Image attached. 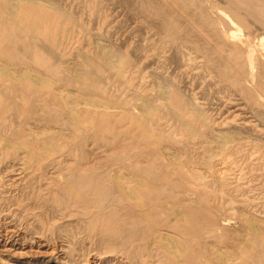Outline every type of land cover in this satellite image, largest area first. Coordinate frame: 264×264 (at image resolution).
<instances>
[{
	"label": "rangeland",
	"instance_id": "374dc122",
	"mask_svg": "<svg viewBox=\"0 0 264 264\" xmlns=\"http://www.w3.org/2000/svg\"><path fill=\"white\" fill-rule=\"evenodd\" d=\"M2 1L0 0V14L6 18L8 12L4 7L9 3L5 6V3ZM4 1L15 2L19 7L20 1L24 2L25 0ZM35 1L43 5V9L46 8V15L43 21L49 22L52 19L55 20L54 16H56V19L59 20V24L61 25V29L59 30L57 27V29L55 28L53 31L46 32L44 35L41 34L38 38V41L43 45V58L42 60L39 59L40 62L36 61L33 55L30 54H8V57L7 53L3 54L0 52L3 54H0L1 63L7 62L6 60L10 58L12 59L4 63L6 68H3L0 63V84H7L8 81L5 77L9 73H14L15 70L25 69L28 71L26 74L32 76L30 77L32 85L35 84L36 86L34 87H37L36 89L39 92V97L27 104L25 109L28 111L29 116L25 117L19 111L20 105L17 103L21 99L18 94L13 90H10L9 93L7 90V95L6 90H1V94H4V97L0 95L2 99H0V102L3 104H0L2 105V108L0 106V111H2L0 112V116L6 121H2L0 118V140H3L2 143L0 142V264H162V260L152 254L144 255L140 261H132L131 258L126 256V252L117 244L109 241L108 243H104L102 239L99 241V237L97 238V236L94 237L87 233L88 230L85 226L88 220L85 219H88V217L76 211L74 213L71 211H59L58 213V209L49 207L48 204L51 198L50 196L55 191L56 193L61 191L62 183L67 179L71 170L75 169L80 161H83V157L84 160L94 159L93 161H97V165L102 169L106 168V166H121L125 172H129L131 167L128 162L134 160L136 157L144 158L146 154L147 156L150 154H153V156L156 155V157L158 156V165L166 166L164 168L171 170L174 180H179L183 174L188 175L192 179L189 176L192 174L200 176V185L196 183L198 186H202V181L205 185H208L207 188L211 189V193L206 198L209 201V206L213 208V215H220V218L229 219L224 220L227 224L221 223L219 225L218 234L229 233L227 236V240L229 241L231 235L237 233V238L240 239L239 249L238 247H231L232 245L229 242L220 246L224 252L227 250L230 252L232 251L230 249H233L232 252L237 251L238 254H242L243 248L247 247L249 248L247 251L248 257L252 254V259L255 257V254L260 255L263 253V259L261 260H264L263 30L257 28L259 38L256 35L252 36V42L250 41L248 44L241 41L245 37V31L237 30L241 34L238 35L242 36L241 39H238L239 42L236 39V43L238 42L237 46L240 43L243 44V46H238L240 47L239 50L242 46V52L240 54L243 55L241 56L242 58L239 57V61L244 62L246 60L245 63L240 64L239 61H235L234 59L231 61L229 59L230 55L237 50L233 48L235 40H230L231 43L234 42L232 45L230 41H225L226 43L224 42V45H226V48L225 46H219V42L222 39L216 35H211V43L206 38L208 36V27L204 28V34L200 33L199 35L191 36L192 38H187L188 41L182 46V49H177L176 45L167 38L165 29L162 26L163 24H161V20L165 14L162 3L159 4L160 6H156L159 8L161 15L154 17L152 21L142 16L140 11L142 4L140 0H91L93 3L90 0ZM199 1L203 4H208L206 3L208 2L207 0ZM213 1L215 2V0ZM219 1L222 3L217 2L215 5L220 6L216 7L217 10L214 8L215 12L213 10L212 14L209 15L211 18L213 17L211 15H215V18L213 17L214 19L218 18L220 21L218 24L220 26L219 29L221 28L224 31L223 29L227 25L223 20H228V16L231 17V12L224 7L223 0ZM157 2H154V5ZM88 3L90 4L89 6ZM142 3L144 4L145 10H149V4L146 1ZM189 6L200 13L201 9L199 7L191 4ZM166 7L169 12V7ZM3 10L4 12H2ZM224 10L227 11L225 12ZM56 12L57 15H55ZM218 12L222 15H218ZM59 14L61 15V19ZM68 20L69 22H67ZM66 22L67 24H65ZM178 24L180 26L186 25L183 18L178 19ZM235 25H233V29L236 28L234 27ZM255 27L257 26L254 25L253 29L256 30ZM52 32L56 33V35L54 33L55 38L58 35L56 39L52 38ZM62 34H64V37ZM193 44H196L195 46L198 48L194 47ZM215 44L220 50L216 49ZM149 50L151 52L148 58L147 54ZM104 51H108L107 56L115 62L114 67H107V64H105ZM211 51H213V55H211ZM216 51L221 52L218 54ZM191 53H193L192 56L190 55ZM206 53L207 55L205 56ZM194 55V59H198L199 56L200 59L194 60ZM213 56L215 58L217 57V60H213ZM143 57L145 58L144 61H142L144 59ZM246 57L254 60L248 61ZM90 58L101 61V65H96V63L90 65ZM206 58H211L210 62H212V65L213 62L214 64L217 62V64L213 65L215 67L210 66L211 63L208 59L206 61ZM43 60L47 65L43 64ZM46 60H48L49 64ZM203 61L207 63L204 64ZM227 62L232 63L230 67V64ZM218 64L220 66L217 67ZM243 65L247 67V70ZM182 66H185V68ZM232 66H235L234 69ZM32 67L35 69H32ZM221 67L228 68H225V70L222 69L221 71ZM231 70L233 72H230ZM253 70L256 75L253 73ZM253 76H256V81H254ZM90 82L94 84H90ZM52 89L53 92L51 91ZM136 89L141 90L138 93V91H135ZM64 92H66L65 95ZM168 92L173 94H168ZM175 93L178 95L181 94V100L185 104L179 114L175 112V107L173 108L169 97L168 100H164L163 102V99H166V95L173 96ZM67 94L68 96L70 95V99ZM133 95H136V97ZM97 99L101 100L97 101ZM101 101L105 103H101ZM106 102L109 106L106 105ZM5 103L8 105L6 106ZM67 105L76 106L77 110L74 112L81 119L79 124L76 123L79 119H75L78 120L75 122L72 117H76V115L66 114ZM170 105H172L171 108ZM189 105L191 109H189ZM44 106L48 109L43 110L42 107ZM166 106L168 107L166 108ZM86 107L90 108V112L86 109L82 110V108ZM112 108H115V111ZM101 109L104 112L108 111L110 113L105 124L111 125V127L103 130L104 132L99 130V118L95 120L102 112L100 111ZM4 110L5 112H3ZM7 110H11V113H9L10 116L6 114L8 113ZM113 111L115 113H112ZM4 113L5 115L3 116ZM12 113L14 115L16 114V119H14L15 117H13L14 115ZM176 114L177 116H175ZM21 115L24 118L21 117L20 119L19 117ZM149 116H152V119L148 118ZM178 116L185 120L182 119L181 121V118L178 119ZM7 118H9L8 121ZM82 120L85 121L82 122ZM132 122H134V125ZM10 124L12 128L9 127ZM16 124L22 130L15 126ZM184 125H188L190 128ZM145 127L149 130V136H147L148 130ZM116 130H119L118 133L115 132ZM144 131L146 132V136ZM22 132L27 136L22 135ZM127 132L128 134H126ZM6 133L7 135H5ZM14 133H16V136ZM114 134H120L122 137H115ZM218 134L222 136L220 137L222 139H219ZM98 135L102 136L99 137ZM224 135L225 137H223ZM20 136L22 139H20ZM109 139L121 140L126 148L112 147ZM50 140L54 141L51 142ZM58 141L65 145L58 144ZM199 141L200 143H198ZM38 142L42 145H39ZM54 143L55 146L53 148ZM136 144L138 145L135 146ZM197 144L200 145L198 146ZM206 145L209 149L206 148ZM211 147L213 149L212 151ZM5 151L7 152L5 153ZM50 151L52 155L49 154ZM42 153H48L49 156L48 154L46 156ZM5 154L7 156H4ZM210 154L212 156L211 158ZM204 157L205 159H203ZM167 159H170L171 162ZM207 159L211 165L206 164L208 163ZM117 160L119 161L117 162ZM71 164L74 168H70ZM203 176L207 178L203 179ZM212 190H214V194ZM191 198L193 200L192 203H201L197 195L191 194ZM77 214H81L82 217ZM241 219L245 220L242 221ZM232 242L233 240H230L231 244ZM228 251L226 252L227 256H230L231 252L229 253ZM207 263L205 262L203 264Z\"/></svg>",
	"mask_w": 264,
	"mask_h": 264
},
{
	"label": "bare ground",
	"instance_id": "6f19581e",
	"mask_svg": "<svg viewBox=\"0 0 264 264\" xmlns=\"http://www.w3.org/2000/svg\"><path fill=\"white\" fill-rule=\"evenodd\" d=\"M140 1H141V4H142L141 8H140L142 16L144 18H146L148 20H152V21H153L154 17H156V16L158 17V16L161 15L159 8H157L156 6H160L159 4H161V3L163 4L164 9H165V14L163 16V19L161 20L162 21L161 24H163L162 26L164 27L163 29H165V34L167 35V38L171 42H173L176 45V48L179 49V50L182 49V46L186 43V41H188L187 38H189V37H191L193 35L194 36L197 35V34L199 35L200 33L204 34L205 33V31H204L205 29L204 28L208 27V36L206 38L211 43H212L211 35L212 36L216 35L220 39H222L221 42H219V46L221 45V46H225L226 47V45H224L225 41L228 42L230 40H232V41L235 40V43L234 42L231 43V41H230V43H231V45L234 43L235 45L233 44V48H235L237 50L234 51L232 53V55H230V58H229V55H228V58L231 61H232V59H234L235 61H239V59H240L239 57L243 56V55L240 54V52H242L241 49H242L243 44H241V43L238 44V46L242 45L241 49L239 50L240 47L237 46V43L239 42L238 39H241L242 36L238 35L240 33H238L237 30H239V31H241V30L243 31L244 30L245 31V37L241 39V41L242 42L244 41L245 44L250 43V41L252 42V38H253L252 36H254V35L258 36V38H259V35L257 33V28L259 30L262 29L263 32H264V0H223V2L225 4L224 7L226 9H228L229 12H231V15H230L231 17H229L227 15L228 16V20H226V19L223 20V21L226 22V25H227V27L225 26L226 28L223 25V27H224L223 30L224 31H222L221 28L219 29L220 26L218 24H219L220 21L218 20V18L214 19L215 15H211V16L214 17V18L212 17L213 18L212 19L210 17V15H209V14H212V11L214 10V8L217 10L216 7L220 6L219 4H218L219 6H216L215 3H217V2L222 3L219 0H215V2L213 0H210V1L207 0L208 2H206V3H208V4H203L199 0H140ZM144 1H146L149 4V6H150L149 10H145L144 4L142 3ZM156 1H158V2H157L156 5H154V2H156ZM2 2L5 3V6H6V4H8V3L9 4L6 6L7 8L4 7L5 10L8 12V16L5 18V17H3L0 14V52H2L3 54L7 53L8 57H9L8 54L17 55V54H20V53H26V54L33 55V57L36 59V61L40 62V60H42V58H43V54H42L43 45L38 41L39 40L38 38L40 37L41 34L44 35V34H46V32L53 31V30H55V28L57 29V27L60 30L61 29V25L59 24V20L56 19V16H54L55 20L52 19V21H49V22L43 21V18L46 15V10H45L46 8L43 9V5H41L40 3H38L35 0H25L24 2L20 1L19 7L17 6V4L15 2L14 3H11V2H8V1L5 2L4 0ZM90 2H91V0H90ZM209 2H211V3L209 4ZM212 2H214V3H212ZM17 3H18V1H17ZM89 3H88V6L90 5ZM91 3H93V1ZM189 4H191L193 6H196V7H199L201 9V10L199 9L200 13H198L196 10L192 9L189 6ZM166 6L169 7V9H170L169 12H168V9H167ZM171 9H173V11H171ZM90 10L92 11V9H90ZM2 12H4V10ZM62 12H61V14H62ZM213 12H215V10ZM229 12H227V13H229ZM220 14L221 13L218 12V15H220ZM55 15H57V12H56ZM59 16H60V19H61V15L60 14H59ZM180 18L184 19V21L186 23L185 26L184 25L180 26L178 24V19H180ZM208 19H210V20H208ZM223 21H221V22L224 23ZM67 22H69V20ZM67 22L65 24H67ZM209 25L211 26V28H210ZM233 25H235L234 27H236V28L233 29ZM254 25L257 26V27H255L256 30L253 29ZM184 27H185V29H184ZM260 32H262V31H260ZM260 32H259V34H260ZM54 33L55 32L51 33V34H53V37H52L53 39L55 38V35H56L57 31H56L55 35H54ZM63 33H64V30H63ZM242 33H244V32H242ZM62 35L64 37V34H62ZM69 35H70V33H69ZM57 37H58V35H57ZM196 39H197V37H196ZM223 39H225V40H223ZM236 39L238 40L237 43H236V41H237ZM255 39L256 38L254 37V40ZM193 45H194V47H197V46H195L196 44H193ZM215 47H216V49L220 50V48L218 46H216V44H215ZM244 48L246 49V47H244ZM213 50H214V47H213ZM254 50H255V48H254ZM154 51H152V52H154ZM187 51H188V49H187ZM150 52H151L150 50H149V53L147 52L148 53L147 54L148 58L150 57L149 56ZM212 52L213 51H211L210 53H212ZM219 52H221V51H219ZM219 52L216 51V53H218V54H219ZM248 52H249V56H250V50ZM2 53H0V54H2ZM177 54H178V52H177ZM192 54L193 53H191L190 55L192 56ZM107 55H108V51H106L104 53V58H105L104 62H105V64H107V67H109V66L110 67L111 66L114 67L115 62L110 57H108ZM187 55H188V53H187ZM190 55H189V58L191 60ZM206 55H207V53L205 54V56ZM211 55H213V53ZM246 55H248V54H246ZM183 56H184V54H183ZM185 56H186V54H185ZM194 57H195V55L193 56V59H194ZM199 57H198V59H200ZM247 57H246V59L248 61L249 60H251V61L254 60L252 58L248 59ZM208 58H209V56H208ZM208 58H206V61H207ZM216 58L214 57L213 60L216 59ZM195 59H197V58H195ZM210 59H208L209 62L211 61ZM10 60H12V59L10 58V59H8L6 61L9 62ZM144 60H145V58L142 61H144ZM46 61L48 63V60H46ZM245 61L244 62H240L239 61V62H240V64H242V63H245ZM7 62H4V63H7ZM141 62H140V64H141ZM4 63L2 62L1 65H2L3 68H6V65ZM45 63L46 62L44 61L43 64L47 65ZM94 63H96V65H101V61L94 60V59L90 58L89 59V64L92 65ZM203 63H204V61H203ZM206 63H204V64H206ZM210 63H211L210 66H213V65L217 64V62L215 64L213 62V65H212V62H210ZM254 63L256 64L255 61H254ZM36 64L38 65V63H36ZM142 64H143V62H142ZM190 64H188V65L190 66ZM228 64H230L229 65V67H230L232 63L230 62ZM44 65H43V68H44ZM254 65H252V66H254ZM32 66H33V64H32ZM218 66H220V65L218 64L217 67ZM243 66H245V65H243ZM45 67H47V66H45ZM113 67H112V69H113ZM182 67L185 68V66H182ZM186 67H187V64H186ZM195 67H196V65H195ZM213 67H215V66H213ZM234 67H233V69H234ZM225 68H228V67H225ZM225 68L221 67V71H222V69L225 70ZM246 68L247 67L245 66V69ZM32 69H35V68L32 67ZM256 69H255V72H256ZM239 70H237V71H239ZM248 70H251V69H248ZM26 72H28V71L25 70V69H21L19 71L15 70L14 73H9L5 77L6 80L8 81L7 84H5V85H1L0 84V95H2L1 94V90H4V91L6 90V93H7V90H8V92L10 90H13L14 92H16L18 94V96L20 97V99H21V100H19L20 102L17 103V104L20 105L19 106V111L21 112V114H23V116L28 117L29 113H28V111L25 108H26L28 103H30L31 101H33V100H35V99H37L39 97V92L36 89L37 87H34L36 85L35 84L32 85V81L30 80L31 79L30 77H32V76H28V74H26ZM230 72H233V71L231 70ZM255 72L253 70L254 74H255ZM139 73H141V72H139ZM225 74H226V72H225ZM230 74H229V76H230ZM5 75H6V73H5ZM238 75H239V73H238ZM239 76H241V75H239ZM255 77H254V79H255ZM263 77L264 76H262V79H263ZM233 78H230V79H233ZM236 78H238V77H236ZM142 79H143V77H142ZM251 79H253V78H251ZM258 79H259V77H258ZM3 80H4V78H3ZM237 80H239V79H237ZM254 81H256V79ZM93 82H90V84L93 83ZM231 82H233V81H231ZM96 83H98V82H96ZM171 83H170V85H171ZM234 83H235V79H234ZM236 83H237V81H236ZM241 83H243V82H241ZM262 83H263V81H262ZM255 85H257V84L255 83ZM263 86H264V84H263ZM38 87H40V86H38ZM259 87H262V86H259ZM139 90H141V89H139ZM139 90L136 89L135 91H138V93H139ZM174 90H176V89H174ZM254 90H255V88H254ZM51 91L53 92V89ZM171 91H173V90H171ZM256 91H257V89H256ZM173 92H176V91H173ZM177 92L179 93V91H177ZM65 93L66 92H64V95H65ZM130 93H131V91H130ZM169 93L170 92H168V94ZM59 94H60V92H59ZM135 94L137 95V93H135ZM7 95H8V93H7ZM136 95L135 96L133 95V96L136 97ZM180 95H178L176 93L173 96L166 95L165 96L166 99H163V102H164V100H168V97H169V99L171 100V103L173 105V108L175 107V112H177L178 114L181 113V111L183 110V107L185 105L184 102H182ZM67 96H68V94H67ZM69 96H68V98L70 99ZM140 97H141V95H140ZM150 97H152V96H150ZM0 99H1V96H0ZM161 99H162V97H161ZM99 100H101V99H99ZM99 100L97 99V101H99ZM16 102H17V100H16ZM6 103H8V102H6ZM101 103H105V102L101 101ZM0 104H2V103L0 102ZM144 104H146V103H144ZM2 105H0L1 108H2ZM7 105L8 104H6V106ZM106 105H107V102H106ZM167 105H169V104H167ZM172 105H170V108H171ZM187 105H188V103H187ZM67 106H66V114L67 115H71V114L76 115L77 118L74 117V116H72V117H73L75 122L78 121V120H75V119H79V121L76 122V123L79 124L81 119L78 118L77 114L74 112L75 110H77L76 106H74V105H73L74 107L70 106V105L68 107ZM79 106H80V104H79ZM86 106H87V104H86ZM107 106H109V105H107ZM148 106L150 107L149 104H148ZM149 107H148V110H149ZM167 107L168 106H166V108ZM189 107H190V105H189ZM4 108H7V107H4ZM8 108H10V107H8ZM96 108H98V107H96ZM99 108H101V107L99 106ZM42 109L46 110L48 108L46 106H44V107H42ZM62 109H64V108H62ZM83 109L84 110L85 109L89 110L90 108L86 107V108H82V110ZM109 109H111V108L109 107ZM109 109H108V111H109ZM114 109L115 108H112V110H114ZM189 109H191V107ZM102 110L103 109H101L100 111H102ZM10 111L11 110H9L8 113H6V114L11 113ZM108 111L107 112L102 111L98 115V117L95 118V120L97 118H99V124H100L99 130L102 131V132H104L103 130H107L108 127H111V125L105 124V122L108 119V115L110 114ZM114 111L112 113H115ZM117 111L120 112V110H118V109H117ZM149 111H147V112H149ZM0 112H2V111H0ZM3 112H5V110ZM89 112H90V110H89ZM118 112H116V113L119 114ZM190 114H191V112H190ZM4 115H5V113L3 114V116ZM152 115H153V113H152ZM9 116H10V114H9ZM15 116H16V114L13 117H15ZM147 116H148V114H147ZM157 116H158V114H157ZM175 116H177V114ZM11 117H12V115H11ZM13 117H12V119H13ZM21 117H22V115L19 118L21 119ZM67 117H69V116H67ZM178 117H179L178 119L181 118V121H182V119H184V118H182L180 116H178ZM0 118H1V116H0ZM22 118H24V117H22ZM148 118L152 119V116L151 117L149 116ZM8 119L9 118H7V121H8ZM14 119H16V117ZM68 119H70V117ZM3 120L6 121L5 119H2V121ZM10 120H11V118H10ZM85 120H82V122L85 121ZM153 120H154V118H153ZM66 121L68 122V120H66ZM3 123H6V122H3ZM133 123L134 122H132V124ZM11 124H10L9 127H11ZM136 124H138V123H136ZM136 124H135V126H136ZM15 126H17V124ZM184 126H187V128L189 127L188 125H184ZM17 127H19L21 129V127L19 125ZM8 128H7V130H8ZM145 128H147V127H145ZM31 129L33 130L32 127H31ZM143 130H145V129H143ZM147 130H148V128H147ZM5 131H6V128H5ZM8 131L10 132V130H8ZM13 131H14V129H13ZM18 131L21 132L20 130H18ZM25 131H26V129H25ZM118 131L119 130H116L115 132L118 133ZM215 131H216V129H215ZM15 132H16V130H15ZM23 132H24V129H23ZM23 132L21 134L22 135H26ZM147 132H148L147 136H149L150 135L149 134V130ZM14 134L16 136V133H14ZM51 134L53 135V133H51ZM120 134H118V135L114 134V136L118 137V138H121L122 136ZM126 134H128V132ZM5 135H7V133ZM10 135H12V134H10ZM129 135H130V132H129ZM101 136H99V137H101ZM145 136H146V132H145ZM46 137H48V136H46ZM50 137H51V135H50ZM220 137H222L221 135H219V139H222ZM223 137H225V135ZM20 139H22V137ZM64 139H66V138H64ZM23 140H24V136H23ZM2 141L0 140L1 143H2ZM10 141H12V140H10ZM52 141H54V140H52ZM216 142H218V141H216ZM59 143L62 144V145L64 144V143H61V142L58 141V144ZM109 143L114 148H124L125 147V144H123V142L121 140L109 139ZM198 143H200V141ZM14 144H15V142H14ZM164 144H166V143H164ZM27 145H28V143H27ZM33 145H35V144H33ZM39 145H42V144L39 143ZM137 145L138 144H136L135 146H137ZM197 145L199 146L200 144H197ZM201 145H203V144H201ZM54 146H55V143H54V145L52 147L54 148ZM27 147H29V146H27ZM43 147H41V149H43ZM248 147H250V146H248ZM206 148H208V146ZM218 148H219V146H218ZM212 150L213 149L211 147V151ZM30 151H32V150H30ZM0 152H1V149H0ZM6 152L7 151H5V153ZM193 152H194V150H193ZM50 153H51V151L49 152V154ZM86 153H87V151H86ZM42 154L47 156L48 153H42ZM49 154H48V156H49ZM201 154H202V151H201ZM1 155H2V153H1ZM50 155H52V154H50ZM4 156H7V155L5 154ZM204 156H205V154H204ZM86 157H85V159H86ZM208 157H209V155H208ZM211 157L212 156L210 154V158ZM213 157H214V155H213ZM157 158H158V156L157 157H156V155L153 156V154H150L148 156L146 154V157H144V158H137L136 157L134 160L128 162V164L131 167V169H129V172H127V171L125 172L123 170V167H121V166H106V168L102 169L101 167H99L97 165V161H93L94 159H92V160H88L87 159L88 160L87 161V160H84V157H83V161H80V163L76 166L75 169H73V170L70 169L71 170V172L69 171L70 174L68 175L67 179L62 183V186L60 188L61 191L57 192V193L55 191L56 194L54 193V194H52V196H50L51 198L49 197L50 198L49 202L47 201L48 204H49V207L51 206L52 208H55L56 210L58 209L57 210L58 213H59V211L60 212L61 211H71L73 213L76 211V212H79V213L83 214L85 217H88V219L87 218L85 219V220H88L87 225L85 223V225H86L85 228L87 227V230H88V232L87 231L86 232L91 234L94 237L95 236H97V238L99 237L100 240L99 239L98 240L101 241V239H102V242H104V243H108V241H109L111 243L117 244L124 252H126V254H127L126 256L131 258L132 261L133 260H139L140 261V260H142L144 255L152 254L153 256L158 257V259L162 260V262H161L162 264H203L205 262L206 263L208 262L210 264H264V260H261V259H263V253L260 254V255L255 254V257L251 259V255L252 254L249 255V257H250L249 258L248 255H247L248 254L247 251L249 250V248H247V247L243 248V250H242L243 252H241L242 254L239 253L240 255L237 253V251L232 252L233 249H230V250H232V251H230L231 254H230V256H227V253H226L228 251L227 248H226L227 251L224 252L221 249L220 246H222L224 243L229 242V244L232 245L231 247L237 248L240 245V243H239L240 239L237 238V233H234V235H231V239L230 240H233V242L231 244L230 240L229 241L227 240L228 239L227 236L229 235V233H227L225 231L226 232L225 234H218V230L220 228L219 225L221 223L227 224V222H224V220H229V219L220 218L221 217L220 215H219L220 217L213 215V208H211V206H209V201L206 198V196L209 193H211V189L209 188L210 189L209 190L207 188L208 185H205V183H203V181H202V186L201 187L198 186L201 183V181H199L200 176H196V175H192V174L189 175L192 179H190L188 177V175L183 174L182 178H180L179 180H174L172 178V175H173L172 171L168 170V168H164L166 166H163V165L159 166L158 165L159 162H157ZM217 158H218V156H217ZM203 159H205V157ZM31 160H32V158H31ZM96 160H97V158H96ZM227 160H225V162ZM66 161H68V160H66ZM118 161L119 160H117V162ZM168 161H170V159ZM176 161H177V159H176ZM226 163L229 164L228 161ZM64 164H66V163H64ZM206 164H208V165L210 164L209 160H208V163H206ZM227 164H225V165L227 166ZM222 166H224V165H222ZM210 167H212V166H210ZM217 167H218V165H217ZM219 167H220V165H219ZM70 168H74V167H72V164H71ZM192 168L194 169V167H192ZM207 168H209V166H207ZM178 169H180V168H178ZM215 169H217V168H215ZM63 170H65V169H63ZM223 170H224V168H223ZM212 171H214V170H212ZM209 173H210V171H209ZM220 174L222 175V173H220ZM201 175H203V174H201ZM223 175H224V173H223ZM217 176H218V174H217ZM202 178L206 179L207 177L203 176ZM212 178L214 179L213 176H212ZM216 180H217V178H216ZM196 183H198V185ZM213 191L214 190H212V193H213ZM219 191H221V190L219 189ZM191 194L192 195H197V198L200 200L199 202H201V203L200 204L192 203L193 200L191 198ZM203 202H204V204H202ZM163 213H165L164 216H162ZM81 214H77V215L82 217ZM245 219H241V220L244 221ZM263 221H264V219H263ZM244 235H246V234H244ZM262 245H263V243H262ZM238 249H239V247H238ZM139 261H137V262H139ZM147 261H149V260H147ZM154 261H156V260H154ZM156 263H158V262H156Z\"/></svg>",
	"mask_w": 264,
	"mask_h": 264
}]
</instances>
